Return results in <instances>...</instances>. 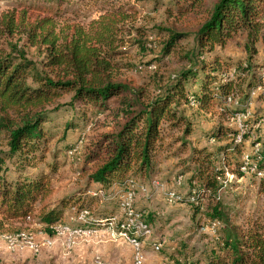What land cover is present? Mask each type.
Instances as JSON below:
<instances>
[{
	"label": "trees",
	"instance_id": "1",
	"mask_svg": "<svg viewBox=\"0 0 264 264\" xmlns=\"http://www.w3.org/2000/svg\"><path fill=\"white\" fill-rule=\"evenodd\" d=\"M47 2L58 5L39 7L24 1L19 9L0 16V136L7 147V152H0V216L5 219H31L36 205L50 193L49 178L37 168L45 162L48 142L57 136L54 127L47 125L61 107L57 101L65 96L71 95L69 105L78 108L79 118L87 120L91 111L92 116L103 115L109 122L105 126L111 132L97 136L86 158L92 165L90 181L109 189L115 184L123 187L130 177L149 179L159 165V153L167 147L179 145L175 155L187 150L195 129L185 110L178 111L182 106L209 112L224 107L229 99L231 104L238 98L247 101L263 82L264 63L258 56L264 45V0H172L170 4L181 16L199 11L202 23L194 34L160 29V36L166 34L162 47L143 66L159 65L177 55L186 66L167 86L157 88L156 96L116 80L121 69L134 67L123 64L124 45L137 46L142 55L154 52L149 30L122 27L131 20L122 8L108 10L87 26L68 25L62 20L65 0ZM189 39L193 45L185 47ZM236 39H243L245 60L232 61L219 51ZM32 47L41 56L40 62L28 58ZM231 70L232 78L224 76ZM239 111L223 108L225 116ZM79 118L64 124V138L71 131L89 129ZM175 132L182 136L172 138ZM235 137L234 130L218 124L206 134L214 148H193L189 157L187 172L192 173L189 183L196 190V214L221 226L218 249L206 261L264 264V221L258 219L244 231L217 202L225 184L224 169L240 165L231 162L243 151ZM219 162L222 167L215 165ZM56 168L51 166L52 173ZM261 189L264 193V184ZM80 197L72 203H84ZM61 207L65 210L67 203ZM47 211L43 207L39 217L53 236L63 213ZM189 264H202V259Z\"/></svg>",
	"mask_w": 264,
	"mask_h": 264
},
{
	"label": "rangeland",
	"instance_id": "2",
	"mask_svg": "<svg viewBox=\"0 0 264 264\" xmlns=\"http://www.w3.org/2000/svg\"><path fill=\"white\" fill-rule=\"evenodd\" d=\"M24 1L39 7L53 5L52 8H56L58 5L57 2L48 4V0H0V16L19 9ZM171 1L65 0L62 20L68 25L87 26L108 10L122 8L128 12L131 20L121 24L122 27L135 26L149 30V40L153 42L151 48L154 52L149 51L142 55L137 46L124 45L121 50L127 54L123 64L134 67L121 69L116 80L130 89L144 88L150 96H156L157 88L167 86L186 66L178 55L167 57L159 65L155 63L152 66H143L153 60L162 47L166 34L160 36V29L169 28L194 34L202 23L199 11L181 16L176 6L170 4ZM242 42L243 39H236L219 51L232 61L245 60L246 53ZM183 45L191 47L192 39ZM28 58L35 62L41 61V56L33 47L28 50ZM258 60L264 63V45L260 47ZM224 76L232 78L234 71L231 70ZM240 99L233 104L229 101L224 104L230 110L240 108L241 111L230 116L224 115V107L206 112L198 111L195 107L182 106L178 111L185 110L188 121L195 129L188 138L187 150L175 155L179 145L167 147L159 153V165L149 179L136 181L135 178L128 177L129 180L123 187L115 184L109 189H103L99 184L90 181L92 165L86 163L97 136L111 132L110 127L105 126H110L109 122L103 115L92 116L91 111L88 112L87 120L79 118L78 108L75 110L69 105L71 95L57 101L56 104L61 107L47 125L54 127L57 136L48 142L45 162L37 168L38 172L49 178L50 193L44 202L36 205L37 210L31 219L8 220L0 216V264H132L137 253L133 241L141 245L143 264H189L199 258L202 259V264H207L206 258L212 250L218 249L220 236L217 232L221 226L215 225L213 229V224L217 222L208 220L202 214H196V190L189 183L192 173L187 172V168L191 165L189 157L193 148H214V143L206 139V134L214 126L222 124L234 130L237 134L235 139H240V144H243L241 155L231 161L239 162V167L235 165L224 169L225 184L218 193L217 202L222 204L233 222L244 231L254 221H264V193L261 191L264 184V86L252 90L247 101ZM77 117L90 130L84 133L71 131L64 138V124ZM180 136L181 133L175 132L172 138ZM0 152H7L6 143L1 136ZM53 165L57 168L52 173ZM215 165L222 167L220 162ZM241 166L246 168V172L240 170ZM237 171L242 174V178L237 177ZM129 189L136 196L133 197V204L130 202L126 209L123 205L124 197ZM169 192L175 193L173 200L169 199ZM79 195L84 203L73 204V200ZM63 203H67L65 210L61 207ZM207 203L208 200L203 203L202 212L205 211ZM45 206L48 211L59 210L63 213L62 221L53 227V236L46 232V225L39 217ZM83 211L89 212L87 221L91 225L87 226L84 221L79 220ZM110 220H114V226H109ZM60 226L76 230L88 227V232H94V235L76 239L70 244L64 237L56 236V229ZM122 234H126V237ZM12 235L33 236L40 249L36 252L22 247L11 251L6 239ZM48 238L51 239V246L47 245Z\"/></svg>",
	"mask_w": 264,
	"mask_h": 264
},
{
	"label": "bare ground",
	"instance_id": "3",
	"mask_svg": "<svg viewBox=\"0 0 264 264\" xmlns=\"http://www.w3.org/2000/svg\"><path fill=\"white\" fill-rule=\"evenodd\" d=\"M260 89V88H259ZM229 102H232L231 101V99H229ZM237 103V102H236ZM242 116V115H241ZM264 121V120H263ZM243 122V121H242ZM263 123V122H262ZM237 142L238 143H240V139H238L237 138ZM241 171L243 172H246V168L245 167H242V169H241ZM132 183H135L134 181L132 182ZM130 184V183H129ZM128 184V185H129ZM130 187V186H129ZM132 188H133V186H132ZM129 190H131V189H129ZM135 190V189H134ZM137 190V189H136ZM131 192H132V194H128V195H126V200H124V208H126V207H129L130 206V204L132 203V201H133V197L135 198V196H136V194H135V196H134V192L131 190ZM137 192H138V190H137ZM166 194V193H165ZM169 194V199L170 200H173L176 196H175V193H168ZM123 202V201H122ZM131 202V203H130ZM133 204V203H132ZM120 205V204H119ZM131 207H132V205H131ZM130 207V208H131ZM121 209V208H120ZM127 209V208H126ZM127 212V211H126ZM81 214L82 215H86V217H84V219L82 220V222L84 221L85 223H86V225L88 226L90 223H88V217H89V212L88 211H83V212H81ZM123 214V213H122ZM124 214H125V212H124ZM128 214V213H127ZM126 214V215H127ZM131 217V216H130ZM134 219V218H133ZM105 220V219H104ZM108 223V222H107ZM125 223V222H124ZM126 223H128V222H126ZM103 224V223H102ZM91 225V224H90ZM215 225H219V224H213V229H214V227H215ZM109 226H114V220L112 221V220H110L109 221ZM131 226V225H130ZM133 226V225H132ZM211 226V225H210ZM104 227V226H103ZM123 227V226H122ZM134 227V226H133ZM142 227V226H141ZM62 228L63 229H66L67 231H69V232H88L89 231V229H88V227H86V228H82V229H79V230H76V229H70V228H68V227H66V226H60L58 229H56V236L57 237H64L65 238V234L64 233H62ZM121 228V227H120ZM131 228V227H130ZM129 228V229H130ZM111 229H113L112 227H111ZM110 228H109V230H111ZM135 229H137V228H135ZM144 229V228H143ZM112 231V230H111ZM126 231V230H125ZM128 231V230H127ZM115 234V233H114ZM127 234V233H126ZM126 234H122V235H124L125 237H126ZM130 234V233H129ZM118 236V235H117ZM114 237V236H113ZM7 240V241H6ZM5 241L7 242V246H8V248H10V246H14V251L15 250H17V249H19V248H22V247H25V248H28V249H30V250H32V251H36V247H40V245L37 243V241L35 240V238L33 237V236H27V235H17V236H8L7 237V239H6ZM51 240V239H50ZM49 240V238H48V240H46L47 242H49V244L50 245H52V243H51V241ZM137 240V239H136ZM46 243V242H45ZM133 243H138L137 241L135 242V241H133ZM158 249V248H157ZM142 250H140L139 249V264H143V255H142V252H141ZM132 264H137V261H136V258H135V260H134V263H132Z\"/></svg>",
	"mask_w": 264,
	"mask_h": 264
},
{
	"label": "built area",
	"instance_id": "4",
	"mask_svg": "<svg viewBox=\"0 0 264 264\" xmlns=\"http://www.w3.org/2000/svg\"><path fill=\"white\" fill-rule=\"evenodd\" d=\"M263 86H264V74H263V82H262V84L260 85V89H261ZM128 194H132L131 190H128V191L126 192V195H128ZM126 195H125V197H124V200H126ZM84 217H86V215H82V214H80L79 220H83ZM62 233L65 234V239H66V240L68 241V243H70V244H72L73 241H75L76 239H80V238H88V237L94 235V232H69V231H67L66 229H63V228H62ZM214 234H216V233H214ZM133 244L136 246V251H137V253H136V257H135V258H136L137 264H139V249H140L141 245L138 244V243H133ZM47 245H48V246H51V245L49 244V242H47ZM39 249H40V247H36V252H37ZM10 250H11V251H14V246H10Z\"/></svg>",
	"mask_w": 264,
	"mask_h": 264
}]
</instances>
